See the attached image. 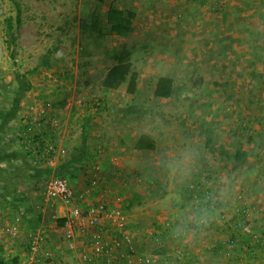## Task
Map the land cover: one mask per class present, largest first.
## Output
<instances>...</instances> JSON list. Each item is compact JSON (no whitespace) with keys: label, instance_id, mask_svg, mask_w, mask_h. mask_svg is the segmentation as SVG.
Masks as SVG:
<instances>
[{"label":"rangeland","instance_id":"obj_1","mask_svg":"<svg viewBox=\"0 0 264 264\" xmlns=\"http://www.w3.org/2000/svg\"><path fill=\"white\" fill-rule=\"evenodd\" d=\"M15 1L22 24L9 50L5 19L15 16V8L11 0H0V120L9 109L7 86H15V74H27L31 87L1 134L0 152L21 145L22 129L28 131L26 107L48 103L69 136L61 163L81 149L80 130L88 134V157L76 177L67 176L74 203L88 209L105 201L126 216L133 250L123 244L113 264H138L144 257L158 264H264V0H207L204 5L195 0ZM111 9L133 14L127 35L107 32ZM96 21L98 30L92 25ZM122 49L130 53L137 74L134 95L126 92V83L113 91L101 86ZM162 76L173 80L175 92L168 99L152 95ZM76 95L85 97V104L68 106ZM91 99L100 101L96 111ZM135 103L141 110L123 115L121 109ZM42 125L33 124L25 133L47 136L38 131ZM140 134L155 141L154 151L134 149ZM185 145L198 153L185 196L213 190L226 195L204 233L177 244L168 236L156 162ZM236 153L245 155L239 165ZM113 157L117 164L104 161ZM97 161L99 182L92 186L87 170ZM20 162L7 164L0 175V261L5 264H29V242L36 234L41 254L45 231L60 226L63 214L45 200V180L27 179ZM113 236L106 241L109 247ZM220 244L223 248L214 251ZM67 251L62 256L75 260L77 251Z\"/></svg>","mask_w":264,"mask_h":264},{"label":"built area","instance_id":"obj_2","mask_svg":"<svg viewBox=\"0 0 264 264\" xmlns=\"http://www.w3.org/2000/svg\"><path fill=\"white\" fill-rule=\"evenodd\" d=\"M66 101L67 105L81 107L85 104V97L76 95ZM90 106L94 111L99 109L100 101L91 99ZM32 114L35 115L34 120H40L42 117L50 114L45 118L44 122H48L52 133L55 136V142H49L43 137L35 138L29 134H24L23 139L18 141L19 144L25 146V150L30 153L32 163L43 162L46 169L52 171L51 175L45 180L44 195L45 200L56 203L61 206L62 219V239L67 250L75 251L76 237L83 235L88 241V249H84L80 253V260L84 264H96L97 260L103 261V264H113L115 254L125 244L132 252L133 242L127 235L126 226L127 219L125 214L117 208L109 206L107 203L99 202L95 206L83 209L74 203V190L66 177L53 174L56 167L60 165L66 154L67 142L69 139L67 130L61 120L52 114L48 103L35 102L29 107ZM100 152V151H99ZM39 167L40 165L37 164ZM100 171L99 163H92L87 170V179L92 186H96L99 182L98 173ZM193 187V186H191ZM223 218V216H221ZM107 226L108 230L114 234L112 243L103 240L99 227ZM245 232H249L248 228H243ZM111 238V237H110ZM41 238L38 234L34 235L29 242V264H42L40 260ZM90 243V244H89ZM138 264H158L149 257L139 260Z\"/></svg>","mask_w":264,"mask_h":264},{"label":"trees","instance_id":"obj_3","mask_svg":"<svg viewBox=\"0 0 264 264\" xmlns=\"http://www.w3.org/2000/svg\"><path fill=\"white\" fill-rule=\"evenodd\" d=\"M14 3L15 8V16L14 17H8L5 19V26H6V38H5V44L7 48L10 50L15 45L17 38L20 35V26L22 24L21 19V7L20 4L17 3L15 0H11ZM196 3L200 5H204L207 3V0H195ZM133 18L132 13H128L127 16H124V13L122 11H117L115 9H111L106 17V24L109 26L108 33L114 34L117 36H125L127 35L131 30V20ZM93 28L95 30H98L97 21L95 23H92ZM130 53L122 49L116 56H115V63L107 70L105 76L103 77L101 81V86L103 89L107 91H113L118 89L122 84L126 83V92L129 95H134L136 91V84H137V74L132 71V64L129 60ZM11 57L14 58V55L11 53ZM43 64H47L44 62ZM14 83L15 86L12 84H9L8 90L11 94V100L9 103V109L3 114L1 120H0V140H1V134L3 132H7L6 126L9 124V122L13 121L16 116L19 114V112L22 109V102L27 95V93L30 91V82L27 78V74L25 73H16L14 76ZM175 92V89L173 87V80L170 77L162 76L159 77L153 88L152 95L154 98L157 99H168L170 98ZM32 106V104L28 105L26 107L27 110V116L23 115V120L27 118V122H25V126L28 129V131H24L22 129V133L20 134V126L17 128V131L21 135V140L23 139V135L26 134L25 132H29L31 125L36 124L41 125V123H44L46 125H42L41 127H47L49 129L47 136L42 135H31L35 138L43 137L49 142H55V136L52 133V129L49 127L48 122H44L45 118L50 117V114H47L46 116L42 117L40 120H34L35 115L32 114L29 110V107ZM141 110V107L138 104H132L128 105L125 108L121 109V112L123 115L128 114H135ZM52 114L56 117L54 112ZM88 118L86 119V121ZM86 132L83 131L81 135V139L79 141V144L81 145V149H75L74 152L70 155V157L61 163L58 167H56L53 171V174L61 177H70L74 178L80 171L79 166L83 164L85 159L88 157V151H87V137ZM18 146V145H17ZM134 149L136 151H149L152 152L156 149L155 141L146 134H140L136 137L133 145ZM27 156L30 157V153L28 150H25L24 145H20L19 148L16 149H9L7 151L0 152V175L6 171L7 164H14L15 162L21 161L22 165L26 168V177L27 179L36 180V179H44L46 180L52 173L50 169L39 167L36 164H33L30 159V162H27ZM235 158L237 160V164L239 165L242 163L245 159V155L243 153H236ZM237 165V166H238ZM236 166V168H238ZM8 170V169H7ZM66 175V176H65ZM68 179V178H67ZM221 205H219V208ZM221 217L222 215H218ZM57 223L62 226L64 224V219H58ZM33 227L36 228V223L33 225ZM243 231V230H242ZM246 234V233H245ZM236 233H233L231 236L232 242L237 238ZM248 236V235H247ZM219 248L214 249V251H217ZM0 264H5L4 261H0Z\"/></svg>","mask_w":264,"mask_h":264},{"label":"clouds","instance_id":"obj_4","mask_svg":"<svg viewBox=\"0 0 264 264\" xmlns=\"http://www.w3.org/2000/svg\"><path fill=\"white\" fill-rule=\"evenodd\" d=\"M197 156L195 147L185 145L156 162L164 184L160 203L168 217V236L177 244H189L202 235L216 218L226 195L222 190H213L190 198L185 196L184 186L193 175Z\"/></svg>","mask_w":264,"mask_h":264},{"label":"crops","instance_id":"obj_5","mask_svg":"<svg viewBox=\"0 0 264 264\" xmlns=\"http://www.w3.org/2000/svg\"><path fill=\"white\" fill-rule=\"evenodd\" d=\"M54 114L56 115L57 118H59V115L57 113L54 112ZM85 122H86V120H85ZM38 131L39 132H41V131L46 132L47 135H48L49 129L47 127H40L38 129ZM80 131H81V135H82V132L84 130L81 129ZM85 134H86V137H87L88 134L87 133H85ZM95 146L98 147L99 145L98 146L95 145ZM99 151L101 152L103 150L100 149ZM27 160H29V162H30V158L27 159ZM104 161H106L107 163H112V164H117L118 163V159L116 157H113L111 160L110 159H104ZM97 162H99V161H97ZM37 163L40 165V167L46 168V167H44L45 165L43 164V162H37ZM99 166L101 167L100 162H99ZM102 179H103V182L105 183L104 177H102ZM99 197H101V198H99L100 201H103L104 200V197H103L102 194H100ZM54 205H55V208H56L55 211L58 214H60V216H61L62 209L63 208L61 206H58V204H56V203ZM59 218L62 219L61 217H59ZM52 228H53V231H50V232H48L47 230L45 231L46 232L45 233V241H46V245L47 246L44 247L43 252L40 254V255L43 256L42 264H43V262H44V264H84L82 262V260H80V253L84 249H86V248L88 249L89 248L87 246L88 245V241L86 240V237L83 236V235H81L80 237H78L79 240L76 242V249H75L77 252H74V254H75V257L74 258H75V260L68 259L67 257L62 256V254L64 252H68L67 249H66V247H65V245H64V243H63V239H62V237H63L62 236V233H63L62 226H56V227H52ZM103 228L104 229H100L101 232H102L101 234H102L103 240L104 241H108L110 239V237L112 236L113 233H111L110 231H107L108 229H105V227H103ZM49 248H50L51 252H49ZM217 248H219V249L223 248V244L218 245ZM60 249L62 251H60ZM214 249H216V248H214ZM44 259L47 260V261H44ZM27 261H28V263L30 262L29 257H28ZM96 264H103V261L97 260Z\"/></svg>","mask_w":264,"mask_h":264}]
</instances>
